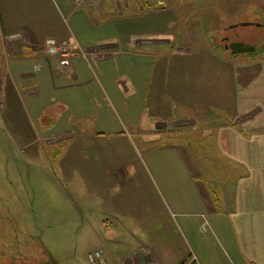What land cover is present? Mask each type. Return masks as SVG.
Here are the masks:
<instances>
[{
	"label": "crops",
	"instance_id": "0c3cea01",
	"mask_svg": "<svg viewBox=\"0 0 264 264\" xmlns=\"http://www.w3.org/2000/svg\"><path fill=\"white\" fill-rule=\"evenodd\" d=\"M151 2L0 1V94L7 104L12 99L36 113L50 108L52 123L74 120L105 137H135L147 149L146 190L159 186L162 194L160 201L144 200L138 216H211L212 240L182 219L183 234L202 260L169 248L161 231V248L141 247L115 264L151 256L159 264H178L172 261L177 252L189 256L187 264H264V56L239 62L212 47L202 57L184 58L191 49H171V40L137 31L132 20ZM156 4L165 7L164 0ZM50 37L73 44L68 65L42 53ZM154 57H162L157 66ZM165 92L173 95L172 105ZM5 104L0 101V110ZM194 155L199 164L186 160ZM207 158L214 164L204 165ZM109 166L91 171L89 182L114 189L127 179L122 168ZM112 202L117 208L119 202ZM167 228L175 248L180 227L172 222ZM112 256L105 251L102 263Z\"/></svg>",
	"mask_w": 264,
	"mask_h": 264
},
{
	"label": "rangeland",
	"instance_id": "374dc122",
	"mask_svg": "<svg viewBox=\"0 0 264 264\" xmlns=\"http://www.w3.org/2000/svg\"><path fill=\"white\" fill-rule=\"evenodd\" d=\"M66 1L70 6L82 5ZM157 1L152 0L147 12L138 10L136 13L142 15L134 16L132 22L138 32L144 29L154 40H171V49H191L184 58L202 57L212 47L221 56L239 62L264 56V0H164L165 7ZM229 40L253 45L255 50L233 53L226 48ZM161 59L154 57L153 64L157 66ZM184 74L186 79L188 73ZM165 80L161 77L162 89L167 88ZM166 95L168 105H172L173 95ZM0 101L6 103L0 110V264H92L88 254L95 251L103 254L101 264L105 251L113 255L106 264H115L114 260L120 261L141 247L161 248V231L171 240L169 248L182 254L198 253L202 260L196 247L193 250L190 246V237L183 234L182 219L190 220L196 234L212 240L211 216H138L144 200L153 197L160 201L162 194L159 186L146 190L147 149L135 137H105L94 132L93 125L83 126L74 120L70 124L64 120L52 123L50 108L36 113L12 99L7 104L2 94ZM113 112L119 120L120 114ZM125 125L128 134L130 128ZM56 133L65 138L58 140ZM205 145L208 150V143ZM186 160L199 164L195 155L186 156ZM202 163L214 164V160L207 158ZM109 165L113 171L122 168L127 179L119 180L114 189L98 180L89 182L91 171ZM133 167L139 172L132 173ZM113 199L119 202L117 208ZM130 208L134 210L132 216ZM172 222L180 227L182 236L175 248L176 237L167 228ZM182 257L177 252L172 261H190L189 256ZM127 262L130 259L120 264Z\"/></svg>",
	"mask_w": 264,
	"mask_h": 264
},
{
	"label": "built area",
	"instance_id": "2783aa9c",
	"mask_svg": "<svg viewBox=\"0 0 264 264\" xmlns=\"http://www.w3.org/2000/svg\"><path fill=\"white\" fill-rule=\"evenodd\" d=\"M3 1V0H0ZM76 5L83 4L84 2L99 3L102 0H72ZM43 53L47 56L57 57L59 64L68 65L72 54L73 46L71 43L63 40L59 41L55 38H47L44 42ZM88 259L92 264H101V253L95 251L88 254ZM125 264H159L152 256L142 259H130V262Z\"/></svg>",
	"mask_w": 264,
	"mask_h": 264
},
{
	"label": "water",
	"instance_id": "95a60500",
	"mask_svg": "<svg viewBox=\"0 0 264 264\" xmlns=\"http://www.w3.org/2000/svg\"><path fill=\"white\" fill-rule=\"evenodd\" d=\"M226 47H229L233 53H246L253 51L255 48L250 45H246L243 42H231Z\"/></svg>",
	"mask_w": 264,
	"mask_h": 264
},
{
	"label": "flooded vegetation",
	"instance_id": "af4514ba",
	"mask_svg": "<svg viewBox=\"0 0 264 264\" xmlns=\"http://www.w3.org/2000/svg\"><path fill=\"white\" fill-rule=\"evenodd\" d=\"M224 39H225V38H224ZM226 39H228V38H226ZM231 42H233V41H230V40H229V42H228L227 45H229ZM237 42H238V41H237ZM226 48H227V47H226ZM228 48H229V47H228ZM229 49H230V48H229Z\"/></svg>",
	"mask_w": 264,
	"mask_h": 264
}]
</instances>
